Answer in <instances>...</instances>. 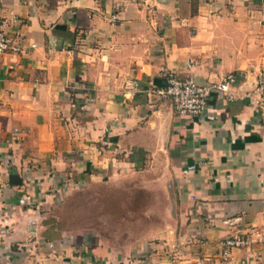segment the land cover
Here are the masks:
<instances>
[{
    "label": "crops",
    "instance_id": "crops-1",
    "mask_svg": "<svg viewBox=\"0 0 264 264\" xmlns=\"http://www.w3.org/2000/svg\"><path fill=\"white\" fill-rule=\"evenodd\" d=\"M2 18L21 50L0 57V264H189L239 233L229 264H264V0H0ZM164 71L238 81L186 120L147 90ZM104 179L144 230L63 226Z\"/></svg>",
    "mask_w": 264,
    "mask_h": 264
},
{
    "label": "built area",
    "instance_id": "built-area-1",
    "mask_svg": "<svg viewBox=\"0 0 264 264\" xmlns=\"http://www.w3.org/2000/svg\"><path fill=\"white\" fill-rule=\"evenodd\" d=\"M8 25L7 19L0 20V57L9 51L21 50V46L14 43L10 36ZM162 75L163 85L148 87V92L160 98L171 99L178 116L186 120L208 118L214 95L219 98L227 97L230 86L238 81L237 74L233 72L220 81L209 83H200L191 76L180 77L171 71H164ZM134 86L138 89L141 87L138 81H134ZM256 89L264 97V72L258 75ZM249 245V239L243 234L230 235L221 241V249L216 255L203 254L189 264H229L235 249Z\"/></svg>",
    "mask_w": 264,
    "mask_h": 264
},
{
    "label": "rangeland",
    "instance_id": "rangeland-1",
    "mask_svg": "<svg viewBox=\"0 0 264 264\" xmlns=\"http://www.w3.org/2000/svg\"><path fill=\"white\" fill-rule=\"evenodd\" d=\"M83 186L70 195L64 208L58 211L65 228L73 232H96L105 235L110 242H118V235L125 237L128 231L139 232L146 228L142 212L133 215L137 222L132 224L130 212L120 210L130 202L128 186H118V181L111 179L91 180ZM142 201H148L146 195L139 202Z\"/></svg>",
    "mask_w": 264,
    "mask_h": 264
}]
</instances>
